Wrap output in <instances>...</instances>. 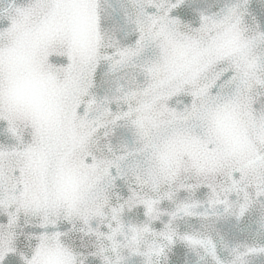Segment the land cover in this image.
Segmentation results:
<instances>
[{
	"label": "snow or ice",
	"instance_id": "6c2138e0",
	"mask_svg": "<svg viewBox=\"0 0 264 264\" xmlns=\"http://www.w3.org/2000/svg\"><path fill=\"white\" fill-rule=\"evenodd\" d=\"M0 264H264V0H0Z\"/></svg>",
	"mask_w": 264,
	"mask_h": 264
}]
</instances>
